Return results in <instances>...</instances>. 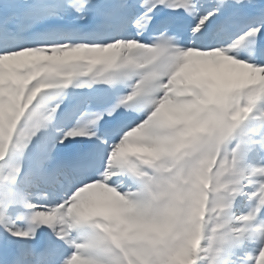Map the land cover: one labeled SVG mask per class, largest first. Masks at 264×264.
Wrapping results in <instances>:
<instances>
[{"label":"snow or ice","instance_id":"snow-or-ice-1","mask_svg":"<svg viewBox=\"0 0 264 264\" xmlns=\"http://www.w3.org/2000/svg\"><path fill=\"white\" fill-rule=\"evenodd\" d=\"M0 264H264V0H0Z\"/></svg>","mask_w":264,"mask_h":264}]
</instances>
